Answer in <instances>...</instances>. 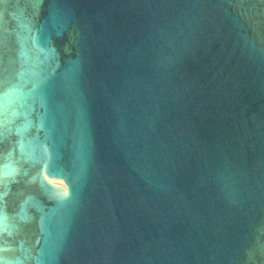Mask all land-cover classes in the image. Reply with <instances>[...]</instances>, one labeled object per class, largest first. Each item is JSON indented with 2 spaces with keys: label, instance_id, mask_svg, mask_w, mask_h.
Listing matches in <instances>:
<instances>
[{
  "label": "water",
  "instance_id": "obj_1",
  "mask_svg": "<svg viewBox=\"0 0 264 264\" xmlns=\"http://www.w3.org/2000/svg\"><path fill=\"white\" fill-rule=\"evenodd\" d=\"M0 264H264V0H0Z\"/></svg>",
  "mask_w": 264,
  "mask_h": 264
}]
</instances>
